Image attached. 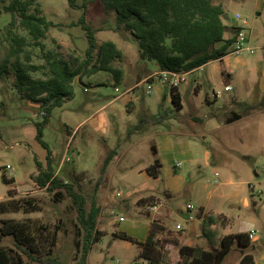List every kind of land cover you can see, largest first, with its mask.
Wrapping results in <instances>:
<instances>
[{
    "label": "rangeland",
    "instance_id": "374dc122",
    "mask_svg": "<svg viewBox=\"0 0 264 264\" xmlns=\"http://www.w3.org/2000/svg\"><path fill=\"white\" fill-rule=\"evenodd\" d=\"M8 1L0 0V8ZM36 2L41 14L52 23L45 39L48 48H54L59 43L66 57L70 54L85 55L89 47L86 32L81 25H72L85 10L86 22L96 30L97 43L110 40L122 51L121 59L115 63L123 70L120 81L116 82L111 74L104 71L82 78L75 77L72 81L73 98L53 109L43 129V140L53 153L55 174L84 195L87 207L92 199L101 207L97 228L102 234L89 249L86 264H141L138 243L118 238L113 233L124 232L136 241H143L147 236L150 222L157 212L149 211L146 205L133 200L146 192L163 197L169 182L167 169L174 170L181 158L171 164V160L166 162L159 158L162 163L160 174L156 178L149 177L147 181H129L126 175L136 169L137 178L141 176L140 169L158 157L151 145L163 135L169 136L175 146L187 143L195 151L202 148L213 152L210 165L197 176L188 177L182 192L176 197L175 208L179 211L176 217L184 224L188 216L184 210L186 201L197 203L199 187L201 189L203 184H207L213 189L215 181L221 179L216 178L215 172H219L221 177L223 168L229 167L226 164L229 159L221 158L222 154L218 157L219 153L224 150L227 156L243 162L241 170L233 171V178L243 182L236 188L249 199L250 205L244 208L239 203L229 210L225 205L223 211L228 212L230 217L227 232L254 229L259 245L251 244L241 250L251 253L255 264H264V260L260 259L264 253V149L258 151V136L264 122L259 119V128L252 126L254 118L245 117L234 123V137L230 142L223 140L220 152L215 150V139L222 133H213L210 127L211 115L217 114L223 118L231 113L225 109V103L231 101L232 97L237 103L231 109L242 114L244 107L256 106L259 109L264 105V0L215 1L223 5L227 25H234L236 13L246 20L245 46L254 49V52L244 50L238 55L229 53L222 60L208 62L205 68L184 75L177 87L181 96L180 107L172 102L168 87L162 88L154 82L152 92H145L147 83L144 77L155 68L154 62L139 57L134 36L128 30L116 29L114 12H106L99 0H75V7H71L68 0ZM9 19L10 16L2 12L0 27L3 28ZM225 36H231L230 30L225 32ZM31 51L33 62H44L38 48H31ZM225 71H233L231 80ZM33 76L41 77V74L35 72ZM228 84L232 87L230 91L225 90ZM218 90L220 95L213 100V92ZM126 104L131 106L127 108ZM115 106L118 109L115 110ZM41 115L37 104L22 97L13 86L11 75L0 79V201L10 198L8 192L13 190V198L32 196L42 208L34 212L0 213V226L3 220L10 218L27 222L36 240L29 244L31 249L27 245L22 246L26 252L16 247L12 235L1 236L0 246L15 249L26 264H53L54 261L75 264L78 253L75 241L79 237L76 209L71 198L65 195L56 201L54 192L40 188L33 181L38 162L45 165L47 156V150L35 139L34 124L41 120ZM102 115L106 116V122L98 120ZM193 116L201 121L192 120ZM141 120L144 122L141 123ZM139 124V129H133ZM131 128L134 131L129 132ZM192 129L203 133L193 134ZM252 131L253 134L258 133L257 137H252ZM113 151L102 172V165ZM6 164L11 169H5ZM243 170L248 172V176L240 173ZM181 171L182 168L175 175H180ZM3 175L14 182L6 184ZM249 182L255 185L254 190L249 188ZM175 226L172 220L170 228L176 230ZM52 232L56 234V241L50 252L48 248ZM184 239L187 240V227L179 237L182 243H186ZM196 243L208 248L200 240ZM167 247L168 260L176 263V248ZM239 250L238 245L233 244L222 264L236 263ZM46 256L53 261H47Z\"/></svg>",
    "mask_w": 264,
    "mask_h": 264
},
{
    "label": "trees",
    "instance_id": "16d2710c",
    "mask_svg": "<svg viewBox=\"0 0 264 264\" xmlns=\"http://www.w3.org/2000/svg\"><path fill=\"white\" fill-rule=\"evenodd\" d=\"M36 1L9 0L0 8V15L5 12L10 16L3 28L0 27V79L11 75L13 86L22 97L37 104L42 114L41 120L34 124L35 139L47 150V156L45 165L38 162V170L33 175V181L40 188L54 192L56 201L65 195L71 198L76 209L79 237L75 241L78 252L75 264H86L89 249L102 234L97 228L101 207L94 199L87 207L84 195L55 174L52 165L53 153L47 142L43 140V129L48 124L53 109L73 98L72 81L75 77L82 78L85 75L104 71L111 74L116 82L120 81L123 70L115 63L121 59L122 51L110 40L97 43L96 30L86 22L85 10L79 20L72 24L81 25L86 32L89 47L85 55L70 54L66 57L61 52L59 43L54 48H48L45 39L52 23L41 14L36 7ZM215 1L99 0L106 12H114L116 29L128 30L134 36L141 59L154 62L158 70L184 74L208 62L221 60L232 51L237 27L227 25L223 18L226 11L221 3ZM68 3L71 7L76 5L75 0H68ZM229 30L231 36L226 37L225 32ZM31 48L40 50L43 63L33 62ZM35 72H39L41 77H34ZM170 93L172 102L180 107L181 96L177 88H170ZM238 118L237 116L235 119ZM140 127L139 124L133 129ZM133 129L131 128L129 132L134 131ZM151 148L155 154L153 146ZM113 153L114 151L108 155L107 162L102 165V172ZM161 166L160 160L155 158L145 170L149 176L156 178L160 174ZM2 179L6 184L14 182L4 175ZM12 191L8 192L10 198L0 201V213L34 212L42 209L32 196L13 198ZM153 201L152 196H146L140 198L137 203L152 206ZM201 212L202 210L197 213L198 217H201ZM213 220L209 216L203 224L208 226ZM171 221L152 219L143 241H136L120 231H115L113 235L138 243L139 257L145 264H222L235 243L240 248V255L234 264H255L253 255L241 250L251 245L246 232L225 234L220 237L217 248H205L198 244L182 243L179 237L183 230L175 228L176 226L174 227L176 230H172ZM202 233L213 242L211 231L203 228ZM4 235H12L16 247L23 252L26 250L22 246L30 247L29 244L36 242L30 225L14 218L2 221L0 238ZM55 241L56 234L52 232L48 248L50 252L53 251L52 246ZM168 245L176 248V263L168 260ZM46 260L53 261L49 256H46ZM52 263L60 264L56 261ZM0 264H26V262L15 249L0 246Z\"/></svg>",
    "mask_w": 264,
    "mask_h": 264
},
{
    "label": "crops",
    "instance_id": "0c3cea01",
    "mask_svg": "<svg viewBox=\"0 0 264 264\" xmlns=\"http://www.w3.org/2000/svg\"><path fill=\"white\" fill-rule=\"evenodd\" d=\"M224 58V57H223ZM222 58V59H223ZM221 59V60H222ZM155 68L150 71L149 73H146L145 77L146 78L148 75H150L153 72L158 71L157 65L154 63ZM206 65V64H205ZM205 65L191 71V73L196 72L198 70H201V68H205ZM216 71V70H215ZM226 72V71H225ZM190 73V72H189ZM188 73H185L184 75L186 76ZM226 76L232 79L233 71L226 72ZM122 78V77H121ZM243 79V78H242ZM229 82V81H228ZM229 85V84H228ZM162 88H165L164 86H161ZM232 90V89H231ZM213 100H216L219 96H215L213 92ZM237 103V100L232 97L231 101L225 103V109H228L231 111L230 114L224 115L223 118H221L219 115H211L212 119L210 120V127L211 131L214 132H220L222 135L220 137H217L215 140V150L220 152L219 150L220 147H223V140H226V142H230L233 137L234 133L232 131L233 124L236 122L241 121L245 117L249 118H254L252 122V126L255 125L256 128H259L258 121L259 119H262L264 122V105H261L260 108H256V106H247L243 108V114L233 111L231 108L234 104ZM131 104H126V107H130ZM118 109L117 106H115V110ZM260 112L259 115L256 114V112ZM239 117L238 119H235L236 117ZM207 117V116H205ZM100 122H106L107 118L106 116L102 115L98 118ZM192 120L198 122L201 121L200 118L193 116ZM193 134H202L203 132L199 130H194L192 129ZM260 135L258 136V151L261 149H264V127L260 131ZM257 132L253 134V131L251 132L252 137H257ZM173 142L170 141L169 136L163 135L159 136L157 141L155 140L151 146L155 149V155L158 156L156 158H160L161 160H164L166 162L170 161L173 163L177 158H181V164L179 167H174V170L167 169V176L169 178V182L166 184V188L164 191V196L159 197L157 194L153 192H146L142 193L134 198V202L137 203L138 200L142 197L146 196H152L153 198V205L154 209L149 210L147 205V209L149 211H156L157 216L154 218L161 219L165 222H168L170 220H173L174 224L182 223V230L186 229L187 227V240L186 243L189 245L192 244H197V241H202L204 244L208 245V248L210 247H218L219 245V239L225 234H229L230 232H227L229 222H230V217L228 215V212H224L223 208L228 206V210L232 208V206L241 203L242 207L247 208L250 205V201L248 198L242 196L241 190H238L236 187H238L239 183H243L242 181L237 182V180H234L233 178V171H239L243 168V162L240 160L238 161L237 158L235 157H229L227 156L228 154H224V150L221 151L218 157H222L223 159H229V163H226L229 165L227 168H223V172L220 174L217 172V177L216 178H221L220 181H217L216 186L213 189H210L207 184H203L201 186V189L199 187L200 193H198L195 203L193 200H187L186 204H193L194 209L192 211H187L186 210V205H184V210L187 211V213H194L197 217L195 221L192 222H186L184 224L181 222L177 217L176 213L179 212L175 208V204H177L176 197L182 192L183 185L186 183V180L190 176H197L202 169L207 168L212 160V155L213 152L207 150V149H198V150H193L192 147H190L189 144L184 143V144H172ZM196 146V144H195ZM176 148V149H175ZM175 149V150H174ZM174 150V151H173ZM257 151V148H255ZM246 158V157H245ZM155 159V158H154ZM159 159V160H160ZM180 160V159H179ZM163 161V162H164ZM231 163L233 166H231ZM146 167H142L140 169L139 175H141L139 178H137L136 174V169L128 173L125 177L129 181H135L138 179H142L144 181H147V179L151 176H149L145 170ZM182 168V173L180 175H175L178 174L180 169ZM215 172V173H216ZM241 174H245L248 176V172L245 170L240 171ZM147 177V178H146ZM250 177V176H249ZM235 185V188H232V186ZM249 188L252 190L255 189V185L252 184L251 182L248 183ZM196 190H198V185H196ZM195 190V191H196ZM202 210L201 212V217L197 216V213ZM211 216L214 220L213 222L206 226L204 225V221L206 220L207 217ZM153 218V219H154ZM218 218H221L218 219ZM222 220L223 223L221 222ZM203 228L206 230L211 231L213 233L212 235V240L213 242H210L207 237L203 235ZM254 230V229H250ZM249 230V231H250ZM249 231H244L248 233ZM256 236L255 239L251 241V244L253 246L259 245L258 244V235L257 232L255 231ZM261 260H264V253L260 256Z\"/></svg>",
    "mask_w": 264,
    "mask_h": 264
},
{
    "label": "built area",
    "instance_id": "2783aa9c",
    "mask_svg": "<svg viewBox=\"0 0 264 264\" xmlns=\"http://www.w3.org/2000/svg\"><path fill=\"white\" fill-rule=\"evenodd\" d=\"M246 25V20L243 19L240 14L236 13L235 18H234V26L237 27V32L235 33V38L232 46V51L230 53L238 55L241 54L242 51H247V52H254V49L245 46V42L247 39V35L244 32V26ZM184 76V73H178V72H172L169 70H158L156 72L151 73L148 75L146 78H144V82L147 83L146 86V93L150 94L152 92V84L158 83L160 86H166L168 88H177L179 83L181 82L182 78ZM111 83H113L111 81ZM232 89L231 85H226L225 90L230 91ZM115 91H118L117 88H115ZM214 95L217 97L220 95V91L218 90L217 92H214ZM180 162H177L175 164L176 167L180 166ZM5 169H11V166L9 164H6ZM217 172L215 173V176L217 177ZM217 183V181H215ZM186 210L187 211H192L195 207L193 204L189 203L186 204ZM149 210H153L154 206H148ZM197 219L196 215L194 213H189L187 216V222H192ZM120 220L122 218L120 217ZM176 228L180 229L182 228V223L176 224ZM248 238L250 241L255 239L256 233L255 230H250L248 233ZM141 264H145L144 261L141 262Z\"/></svg>",
    "mask_w": 264,
    "mask_h": 264
},
{
    "label": "water",
    "instance_id": "95a60500",
    "mask_svg": "<svg viewBox=\"0 0 264 264\" xmlns=\"http://www.w3.org/2000/svg\"><path fill=\"white\" fill-rule=\"evenodd\" d=\"M223 18L225 19L227 18V13H224Z\"/></svg>",
    "mask_w": 264,
    "mask_h": 264
}]
</instances>
